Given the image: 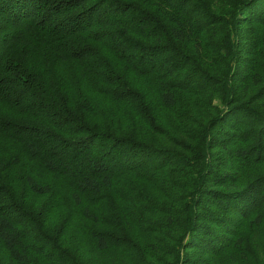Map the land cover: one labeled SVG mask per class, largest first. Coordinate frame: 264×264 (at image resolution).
<instances>
[{"label": "trees", "instance_id": "trees-1", "mask_svg": "<svg viewBox=\"0 0 264 264\" xmlns=\"http://www.w3.org/2000/svg\"><path fill=\"white\" fill-rule=\"evenodd\" d=\"M0 264H264V0H0Z\"/></svg>", "mask_w": 264, "mask_h": 264}]
</instances>
